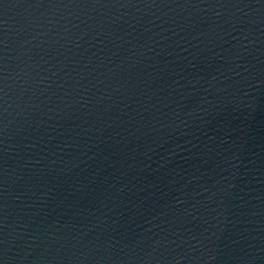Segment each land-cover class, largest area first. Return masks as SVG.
Listing matches in <instances>:
<instances>
[{"label":"water","instance_id":"95a60500","mask_svg":"<svg viewBox=\"0 0 264 264\" xmlns=\"http://www.w3.org/2000/svg\"><path fill=\"white\" fill-rule=\"evenodd\" d=\"M0 264H264V0H0Z\"/></svg>","mask_w":264,"mask_h":264}]
</instances>
